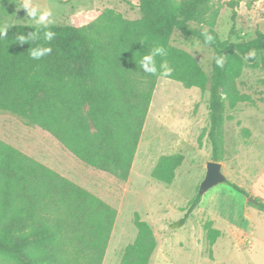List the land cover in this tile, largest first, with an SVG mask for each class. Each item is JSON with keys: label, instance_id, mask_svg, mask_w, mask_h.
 I'll return each instance as SVG.
<instances>
[{"label": "trees", "instance_id": "trees-1", "mask_svg": "<svg viewBox=\"0 0 264 264\" xmlns=\"http://www.w3.org/2000/svg\"><path fill=\"white\" fill-rule=\"evenodd\" d=\"M120 1L140 17L128 20L111 9L74 15L69 26H49L56 37L50 44L37 43L53 51L38 61L29 55L36 45L16 39L38 26H10L0 39V113L46 132L81 163L126 181L160 78L143 75L139 60L158 43L168 56L157 57V66L167 59L173 68L168 80L208 91L207 137L217 161L224 105L254 103L237 88L244 66L258 65L264 86V32L248 41H220L212 29L214 0ZM174 31L212 51L209 74L169 44ZM251 50L255 56L245 60ZM219 56L223 67L215 63ZM182 161L180 154L159 157L151 177L171 184ZM226 184L247 196L234 183ZM201 198L197 192L172 228L186 222ZM256 206L264 212L263 202ZM115 217V210L97 196L0 140V264H102ZM134 226L135 239L119 264H149L156 248L151 228L137 214ZM204 230L210 250L219 231L210 221Z\"/></svg>", "mask_w": 264, "mask_h": 264}, {"label": "rangeland", "instance_id": "rangeland-1", "mask_svg": "<svg viewBox=\"0 0 264 264\" xmlns=\"http://www.w3.org/2000/svg\"><path fill=\"white\" fill-rule=\"evenodd\" d=\"M133 1V0H127ZM41 10L53 11L54 23L69 26L77 14L111 9L123 18L140 17L120 0H32ZM236 3V4H235ZM22 0H0V28L33 25ZM217 10L212 29L220 41H248L264 32V0H214ZM172 47L194 58L206 74L211 70L212 51L196 39L174 31ZM231 50L225 52L229 56ZM256 66H244L237 79L243 102L224 105L219 132L217 161L207 134L209 111L207 90L185 88L158 78L144 120L131 170L126 181L95 170L67 152L53 138L8 113H0V140L53 169L97 196L116 212L102 264H119L124 248L136 236L134 215L151 228L156 248L149 264H264V212L248 197L264 203V86ZM180 154L183 161L171 184L151 177L163 155ZM217 162L226 181L243 189L247 196L227 184H217L202 194L200 204L179 228H172L185 213L189 201L200 192L206 164ZM210 221L219 237L208 249L204 224Z\"/></svg>", "mask_w": 264, "mask_h": 264}, {"label": "clouds", "instance_id": "clouds-1", "mask_svg": "<svg viewBox=\"0 0 264 264\" xmlns=\"http://www.w3.org/2000/svg\"><path fill=\"white\" fill-rule=\"evenodd\" d=\"M19 9H24L29 19L33 20L38 26L36 31H32L27 36L19 34L16 39L19 44H35L30 50V58L32 60H41L43 57L50 55L53 51L50 46H43L38 44V41L43 40L45 44L56 37V33L49 30V25L54 23L53 11L50 8L41 10L38 6L32 3V0H22V5ZM7 27L0 28V39L7 37ZM212 37L208 36L207 41H211ZM255 50L249 51L244 59L248 60L255 56ZM168 50L161 44H154L150 50L141 56L139 60V67L143 70V75L156 76L159 75L162 79H167L172 75L173 68L169 66L167 59H162V62L157 66V57L166 58ZM215 63L218 67H223L225 61L223 56L215 58Z\"/></svg>", "mask_w": 264, "mask_h": 264}, {"label": "water", "instance_id": "water-1", "mask_svg": "<svg viewBox=\"0 0 264 264\" xmlns=\"http://www.w3.org/2000/svg\"><path fill=\"white\" fill-rule=\"evenodd\" d=\"M226 181L225 177L221 173V166L217 162H208L206 164V174L205 178L200 185V193L203 194L208 189L216 186L217 184L224 183ZM248 202L256 204V200L248 197Z\"/></svg>", "mask_w": 264, "mask_h": 264}, {"label": "crops", "instance_id": "crops-1", "mask_svg": "<svg viewBox=\"0 0 264 264\" xmlns=\"http://www.w3.org/2000/svg\"><path fill=\"white\" fill-rule=\"evenodd\" d=\"M37 128V127H36ZM39 129V128H38ZM40 130V129H39ZM42 131V130H41ZM44 132V131H43ZM46 133V132H45ZM47 134V133H46ZM48 136H50L49 134H47ZM51 137V136H50ZM52 138V137H51ZM56 141V140H55ZM57 142V141H56ZM58 143V142H57ZM59 144V143H58ZM10 145V144H9ZM13 147V146H12ZM15 148V147H14ZM15 149H17V148H15ZM18 150V149H17ZM20 151V150H19ZM20 152H22V151H20ZM22 153H24V152H22ZM25 154V153H24ZM28 156V155H27ZM44 165V164H43ZM46 166V165H45ZM48 167V166H47ZM51 169V168H50ZM53 170V169H52Z\"/></svg>", "mask_w": 264, "mask_h": 264}]
</instances>
